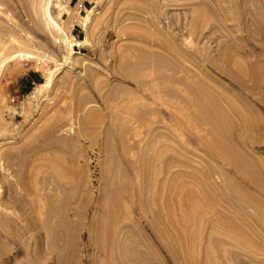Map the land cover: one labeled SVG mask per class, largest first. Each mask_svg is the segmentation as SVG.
<instances>
[{
	"label": "rangeland",
	"instance_id": "obj_1",
	"mask_svg": "<svg viewBox=\"0 0 264 264\" xmlns=\"http://www.w3.org/2000/svg\"><path fill=\"white\" fill-rule=\"evenodd\" d=\"M0 156V264H264V0H0Z\"/></svg>",
	"mask_w": 264,
	"mask_h": 264
},
{
	"label": "bare ground",
	"instance_id": "obj_2",
	"mask_svg": "<svg viewBox=\"0 0 264 264\" xmlns=\"http://www.w3.org/2000/svg\"><path fill=\"white\" fill-rule=\"evenodd\" d=\"M49 19H50V21L52 22V24H54L55 26H57V24L53 21V19H52V17H50L49 16ZM85 40L86 39H83V40H80L81 42H85ZM51 78H52V75L51 76H49L48 77V79L44 82V83H40L39 84V87L40 88H45L48 84H49V82L51 81ZM206 99V98H205ZM216 118V117H215ZM213 119V118H212ZM217 121V120H216ZM230 126V125H229ZM27 145H28V143H27ZM31 146V145H30ZM223 146V145H222ZM221 146V147H222ZM28 147V146H27ZM26 148V147H25ZM223 148V147H222ZM37 150V149H36ZM35 150V151H36ZM10 151V150H9ZM22 153V152H21ZM6 154V153H5ZM3 156V155H2ZM2 156H0V157H2ZM15 157V156H14ZM1 159V158H0ZM14 160V159H13ZM7 162V161H6ZM5 163V162H4ZM4 166V165H3ZM14 168V167H13ZM18 170V169H17ZM14 173V172H13ZM19 174V173H18ZM19 177V176H18ZM29 177V176H28ZM32 177V176H31ZM17 178V177H16ZM15 178V179H16ZM10 179V178H9ZM2 180V176L0 175V181ZM8 181V180H7ZM18 181V180H17ZM22 181V180H21ZM13 182V181H12ZM29 182V181H28ZM17 183H19V182H17ZM173 183V182H172ZM171 183V184H172ZM26 184H28V183H26ZM16 185V184H15ZM8 186H9V194L8 195H6V197H4V195H2V197H0V207L2 208V210H3V208H7L8 206H16L17 205V202H19V203H21L24 199H25V197H26V195L25 196H23V195H21L20 194V192H18V191H14V188L12 187L13 186V184L9 181V183H8ZM20 187V186H19ZM172 187V186H171ZM7 188V187H6ZM25 188V187H24ZM27 188V187H26ZM168 188V187H167ZM0 189H1V185H0ZM27 189H29V188H27ZM166 190V189H165ZM164 190V191H165ZM170 193V192H169ZM8 196V197H7ZM161 196V195H160ZM170 196V195H169ZM179 196V195H178ZM195 197H197V196H195ZM47 198V197H46ZM176 198V197H175ZM42 199V198H41ZM41 199H39V202L41 203V205H43L44 204V202H43V200H41ZM169 199V198H168ZM197 199V198H196ZM198 199H200V200H198ZM196 201H194V203L193 202H191L190 204H191V207H190V205H189V207L191 208V211H192V213H197L199 210H201L202 209V206H201V202L203 203V198H198ZM202 199V200H201ZM191 200V199H190ZM26 201V200H25ZM42 201V202H41ZM169 201V200H168ZM201 201V202H200ZM26 203V202H25ZM43 203V204H42ZM45 203H46V201H45ZM162 203H163V201H162ZM183 205V204H182ZM203 205V204H202ZM165 207V206H164ZM170 207V206H169ZM44 208V207H43ZM193 208V209H192ZM8 209V208H7ZM6 209V210H7ZM31 209V208H30ZM157 209V208H156ZM165 209V208H164ZM28 210V209H27ZM169 211V210H168ZM189 212V211H188ZM6 213V212H5ZM9 213V215H7V214H5V215H2L3 217H5L6 218V220H8L9 222H11V223H14V224H17L18 223V221H22V220H25V217L26 216H24V217H22V215L25 213H23V214H17L16 212H15V210H12L11 212H8ZM175 213V212H174ZM174 213H170V221H171V219H172V222L173 223H175V220H177V218L180 220V218L181 219H185V218H187L186 216H184V215H182L181 217L179 216V215H176V214H174ZM191 214V213H190ZM12 215H14V216H12ZM192 216V215H191ZM42 218V217H41ZM45 218V217H44ZM190 218V217H189ZM28 219V218H27ZM30 219V218H29ZM190 219H192V218H190ZM232 219V218H231ZM36 221L37 220H33V221H29L28 220V222L25 224V226L24 227H22L23 229H19V230H24V231H35V234H34V236L36 237V239H38V241H36L35 240V243L36 242H38V244H40L39 242H43L42 241V239H43V237H46L42 232H41V229L42 228H40V226L38 227L37 226V223H36ZM182 221V220H181ZM1 222V221H0ZM24 222V221H23ZM189 222V221H188ZM171 223V222H170ZM179 223V222H178ZM186 223V222H185ZM8 224V223H7ZM19 224V223H18ZM182 224H183V222H182ZM219 224V223H218ZM46 225V224H45ZM22 225H20V227H21ZM183 226H185L184 224H183ZM187 226V225H186ZM218 227V226H217ZM1 228V227H0ZM186 228V227H185ZM45 229V228H44ZM47 230V229H46ZM45 231V230H44ZM3 232V231H2ZM8 232V231H7ZM50 232V231H49ZM25 233V232H24ZM7 234V233H6ZM18 234H20V233H18ZM17 234V235H18ZM11 236V235H10ZM188 236V235H187ZM9 237V236H8ZM21 237V236H20ZM11 239V238H10ZM173 239V238H172ZM27 241V240H26ZM45 241V240H44ZM174 241V240H173ZM15 242V241H14ZM33 242H34V240H33ZM176 242V241H175ZM174 242V243H175ZM43 244V243H42ZM42 244L40 245L41 247H40V252L39 253H41V262H40V264H51V260H52V258H53V255H52V253L50 252V247H48V249L47 248H45V246H43L42 247ZM48 244V243H47ZM30 245V244H29ZM33 248V247H32ZM47 249V250H46ZM28 250V249H27ZM178 250V249H177ZM33 252V251H32ZM27 253V252H26ZM30 253H31V251H30ZM37 255H39V254H37ZM61 255V254H60ZM58 256V255H57ZM59 257H62V256H59ZM58 257V258H59ZM177 257V256H176ZM34 258V257H33ZM39 262V261H38Z\"/></svg>",
	"mask_w": 264,
	"mask_h": 264
}]
</instances>
